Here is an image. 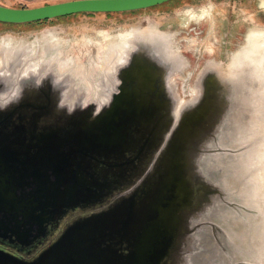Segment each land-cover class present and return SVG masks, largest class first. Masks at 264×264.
Segmentation results:
<instances>
[{
	"label": "water",
	"instance_id": "1",
	"mask_svg": "<svg viewBox=\"0 0 264 264\" xmlns=\"http://www.w3.org/2000/svg\"><path fill=\"white\" fill-rule=\"evenodd\" d=\"M168 1L0 5V22L123 13ZM137 40L104 104H63V87L50 75L16 80L12 53L0 74V264H192L212 247L226 263L220 217L260 215L253 199L261 158L252 166L243 159L257 146L264 158V137L236 144L246 128L237 113L264 68L243 61L227 73L206 71L197 98L175 115L168 79L182 63L171 72L172 58L154 53L152 33ZM225 157L235 159L221 170L249 172L240 195L211 172Z\"/></svg>",
	"mask_w": 264,
	"mask_h": 264
},
{
	"label": "rangeland",
	"instance_id": "2",
	"mask_svg": "<svg viewBox=\"0 0 264 264\" xmlns=\"http://www.w3.org/2000/svg\"><path fill=\"white\" fill-rule=\"evenodd\" d=\"M0 4L32 8L44 3L0 0ZM188 11L195 16L189 17ZM151 33L153 45L157 44L154 53L172 58L171 72L182 63L168 79L177 101L175 115L197 98L206 71L227 73L232 65L243 61L264 68V0H171L135 12L80 13L41 23L0 24V74L14 62L13 53L18 57L16 80L50 75L63 87V104H104L109 91H114L116 70L136 49L137 39H149ZM103 38H108L106 43ZM255 79V87L245 95L239 113L236 111L241 116L240 127H246L238 134V148L264 137V73ZM259 147L247 150L243 162L252 166L261 158L260 190L253 199L260 215L248 219L232 214L223 215L221 220L218 217L228 236L223 245L229 251V261L224 263L222 250L212 247L192 256V264H264V158L257 152ZM228 158L216 163L211 172L226 183L227 189L240 195L245 191L241 178L249 172L239 177L221 170L219 166L229 167L235 159L228 162ZM254 174L256 171L251 172Z\"/></svg>",
	"mask_w": 264,
	"mask_h": 264
},
{
	"label": "flooded vegetation",
	"instance_id": "3",
	"mask_svg": "<svg viewBox=\"0 0 264 264\" xmlns=\"http://www.w3.org/2000/svg\"><path fill=\"white\" fill-rule=\"evenodd\" d=\"M33 1L43 2L44 4L37 6V7H41V6H46V5L56 4V3H62V2H67V1H74V0H55L54 2H48L50 0H33ZM2 6H4V5H2ZM5 7H8V6H5ZM9 8H14V7H9ZM32 8H35V7H32ZM19 9H27V8H19Z\"/></svg>",
	"mask_w": 264,
	"mask_h": 264
},
{
	"label": "trees",
	"instance_id": "4",
	"mask_svg": "<svg viewBox=\"0 0 264 264\" xmlns=\"http://www.w3.org/2000/svg\"><path fill=\"white\" fill-rule=\"evenodd\" d=\"M131 12H135V11H131ZM83 14H85V13H83ZM88 14H94V13H88ZM107 14H109V13H107ZM64 17H68V16H64ZM60 18H63V17H60ZM56 19H59V18H56ZM46 21H48V20H46ZM46 21L44 20V21L31 22V23H41V22H46ZM0 24H5V25H21V24H7V23H1V22H0ZM25 24H30V23H25Z\"/></svg>",
	"mask_w": 264,
	"mask_h": 264
},
{
	"label": "bare ground",
	"instance_id": "5",
	"mask_svg": "<svg viewBox=\"0 0 264 264\" xmlns=\"http://www.w3.org/2000/svg\"><path fill=\"white\" fill-rule=\"evenodd\" d=\"M186 13H187L188 16L191 17V18L195 16V13H193V12H191V11H188V12H186ZM207 14H209V13L207 12L206 15H207ZM199 16L202 17V16H204V15H203V14H200ZM104 34H105V33H104ZM105 35H106V34H105ZM106 39H108V38H103V42H104V43L107 42ZM89 40H90V39H89Z\"/></svg>",
	"mask_w": 264,
	"mask_h": 264
}]
</instances>
